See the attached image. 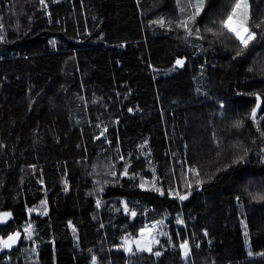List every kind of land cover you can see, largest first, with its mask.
<instances>
[{"label":"trees","instance_id":"16d2710c","mask_svg":"<svg viewBox=\"0 0 264 264\" xmlns=\"http://www.w3.org/2000/svg\"><path fill=\"white\" fill-rule=\"evenodd\" d=\"M26 3L0 0V238L23 232L0 264H264V0L247 48L219 35L235 0L192 35L197 0Z\"/></svg>","mask_w":264,"mask_h":264},{"label":"snow or ice","instance_id":"6c2138e0","mask_svg":"<svg viewBox=\"0 0 264 264\" xmlns=\"http://www.w3.org/2000/svg\"><path fill=\"white\" fill-rule=\"evenodd\" d=\"M41 5H44L45 0H39ZM204 7V0H197V3L195 5V10L190 15H187L183 20H181L178 24V27L184 29V31L188 35H192L193 32L199 33V29H193L192 25L195 23V19L197 16L200 15V12L202 11ZM250 3L249 0H235L234 5L231 8V11L227 14L226 18L219 21L220 31L219 35H224L225 32L228 34L233 35L241 45H243L244 48H247L249 44L256 39V32L252 31L249 27V20H250ZM156 23H160L161 25L164 24V20L161 19L159 21H156ZM255 27H259V25H256ZM206 31L211 32L212 29H206ZM4 37L0 36V40H3ZM240 52H237V55H240ZM184 63L183 60H177L176 65L182 66ZM260 97L257 95V105L255 108L252 109V118L255 119L256 117V110L260 107L259 104ZM131 111V110H130ZM239 126V125H237ZM103 135V133H101ZM123 159V157H121ZM194 171V170H193ZM112 175H116V173H111ZM122 175H127V167H125V171L122 173ZM200 181H197V184H199ZM143 187V183L140 185ZM190 186V185H189ZM159 190V189H157ZM179 199L185 200L187 199V195H179V193H175ZM260 199H264V196H260ZM46 202H42V205ZM99 201H97V204L99 206ZM124 210L126 212H129V208L127 204L124 206ZM46 213V208H45ZM130 214L132 217H135L137 213L135 211H130ZM11 216V213L4 212L0 213V222L7 221L8 218ZM162 223L161 221L156 222V224H153L151 226H145L139 230L138 237H133L131 234H126L123 239V244L120 246L124 248L125 251H127L129 254L133 253V245H135V249L138 252H152L153 251V245L159 244V240L157 239L158 235H167V233H158L155 231L157 228V225ZM177 223L183 224V220H178ZM24 232L27 234V238L31 239V232L32 227L29 224L25 229ZM21 233L19 231L7 235V238H0V249H10L15 245L20 239ZM181 250L183 251V254L186 257H188L190 253V247L189 242L184 241L179 245ZM160 252H155V255L159 256ZM93 260H95V257H93Z\"/></svg>","mask_w":264,"mask_h":264},{"label":"water","instance_id":"95a60500","mask_svg":"<svg viewBox=\"0 0 264 264\" xmlns=\"http://www.w3.org/2000/svg\"><path fill=\"white\" fill-rule=\"evenodd\" d=\"M259 97H260V96H259ZM257 103H258V101H257V96H256V104H255L254 108L256 107ZM259 104H260V107L257 108V110H256V116L260 113V111H261V109H262V106H263V102H262L261 97H260V100H259ZM250 116H251V118H252V112H251ZM4 212L11 213V216L8 218L7 221L0 222V226H3V225H5V224H7V222H9L10 219L12 218V212H11V210H1V211H0V213H4ZM29 214H30V213H29ZM29 214H28V215H29ZM28 219H30V218H28ZM20 233H21V237H22L23 232L21 231ZM21 237H20V239H18L17 243H16L15 245H13L12 248H10V249H5V250L10 251V250H13V249L17 248V247L19 246L20 241H21ZM6 238H7V237H5L4 239H6Z\"/></svg>","mask_w":264,"mask_h":264},{"label":"rangeland","instance_id":"374dc122","mask_svg":"<svg viewBox=\"0 0 264 264\" xmlns=\"http://www.w3.org/2000/svg\"><path fill=\"white\" fill-rule=\"evenodd\" d=\"M24 1H25V3L27 2V3H26L27 5H28V3L33 5L34 2H35V3L37 2V0H24ZM31 9H32V8H31ZM31 9H30V7H29V11H30ZM250 29H251V28H250ZM251 30H252V29H251ZM44 212H45V211H44ZM44 212H42V214H44ZM31 218H32V216L30 217V219H31ZM26 227H27V225L24 226V229H25ZM138 235H139V234H138ZM138 235L135 236V237H138ZM181 238H182V239H181L182 242L186 241L184 236H182ZM133 246L135 247V245H133Z\"/></svg>","mask_w":264,"mask_h":264},{"label":"bare ground","instance_id":"6f19581e","mask_svg":"<svg viewBox=\"0 0 264 264\" xmlns=\"http://www.w3.org/2000/svg\"><path fill=\"white\" fill-rule=\"evenodd\" d=\"M29 218H30V214H29ZM19 232H21V231H19ZM13 234V233H12ZM11 235V234H10ZM22 238H23V235H22V237H21V240H22ZM21 242V241H20ZM20 244V243H19Z\"/></svg>","mask_w":264,"mask_h":264}]
</instances>
